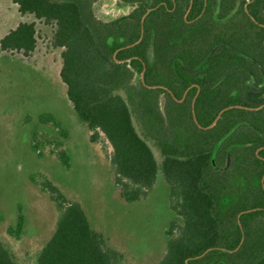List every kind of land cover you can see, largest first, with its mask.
<instances>
[{
  "label": "trees",
  "instance_id": "trees-1",
  "mask_svg": "<svg viewBox=\"0 0 264 264\" xmlns=\"http://www.w3.org/2000/svg\"><path fill=\"white\" fill-rule=\"evenodd\" d=\"M11 1L54 25L66 97L90 141L111 147L122 198H143L162 174L181 221L169 222L155 264H264V0H117L128 11L106 21L98 0ZM35 35L20 22L0 50L27 56ZM38 121L67 136L52 115ZM38 135L32 149L51 145L67 169L60 142ZM30 179L58 209L36 264L121 263L78 202L42 174ZM23 224L19 206L7 233L19 239ZM0 264H18L1 243Z\"/></svg>",
  "mask_w": 264,
  "mask_h": 264
},
{
  "label": "rangeland",
  "instance_id": "rangeland-1",
  "mask_svg": "<svg viewBox=\"0 0 264 264\" xmlns=\"http://www.w3.org/2000/svg\"><path fill=\"white\" fill-rule=\"evenodd\" d=\"M117 0H98L95 15L110 20L125 14ZM20 22H33L36 44L32 53L0 50V243L18 264H36V257L52 235L58 209L30 179L47 177L71 201L83 208L90 227L108 247L120 251V264H155L164 254L165 230L180 217L169 209V190L157 172L146 196L126 202L113 184L106 141L91 142L90 132L76 115L59 77L61 48L52 45L53 24L32 15H20L11 0H0V38ZM48 113L66 131L63 137L38 116ZM56 138L69 154L65 169L52 146L39 143V155L31 147V132ZM41 139V140H40ZM157 160L158 151L152 147ZM24 215L19 239L7 233L17 221L18 207Z\"/></svg>",
  "mask_w": 264,
  "mask_h": 264
}]
</instances>
